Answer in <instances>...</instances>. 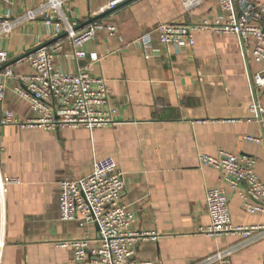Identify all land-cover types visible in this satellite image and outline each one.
<instances>
[{"label": "crops", "instance_id": "obj_1", "mask_svg": "<svg viewBox=\"0 0 264 264\" xmlns=\"http://www.w3.org/2000/svg\"><path fill=\"white\" fill-rule=\"evenodd\" d=\"M44 1L0 2V14L10 22L1 45L15 74L31 72L26 55L32 50L64 38L43 17L27 18ZM109 1L64 0L77 30L105 13L99 19L117 31L109 35L103 29L83 42L85 56L77 60L66 44L55 61L65 72L88 66L90 74L105 77L113 122L94 129L2 127L0 175L20 182L8 186L0 208V264H71L73 248L60 247L58 241L89 236L95 243V223L80 227L60 219V181L85 177L95 160L107 156L123 172V200L136 212L132 229L155 234L136 243V261L197 264L230 251L227 264H264L260 229L250 241L238 232L203 233L210 223L209 188L228 194L233 226H264V212L246 210L220 172L199 160L222 149L255 158V173L264 182V113L257 116L248 107L255 101L264 107V89L253 88L251 81L264 62L244 50L237 34L197 32L192 46L159 41L160 24L225 16L218 0H131L104 10ZM253 1L264 2L235 3ZM143 34L149 35L148 47L134 41ZM93 54L97 60H91ZM0 79L5 84L2 106L21 122L32 118L28 102L15 94L19 81Z\"/></svg>", "mask_w": 264, "mask_h": 264}, {"label": "built area", "instance_id": "obj_2", "mask_svg": "<svg viewBox=\"0 0 264 264\" xmlns=\"http://www.w3.org/2000/svg\"><path fill=\"white\" fill-rule=\"evenodd\" d=\"M125 0H110L104 10L113 9ZM11 4L13 0H0ZM64 0H45L36 9L28 11L29 20L39 16L46 24H53L55 35L65 33L62 40L41 45L35 48L26 58L30 62L31 72L14 73L8 65L9 55L1 45L2 36L10 30L8 17L0 14V77L18 80L15 94L28 102L34 116L26 122L19 121L15 114L2 106L5 100V84L0 79V148H2V127L5 124L34 126L45 129L62 127H87L94 129L113 122V111L110 108L111 93L103 76L89 73L88 66L75 71H63L55 58L66 44L72 48L74 60L83 58L85 52L80 50L83 42L92 39L100 30H107L114 35L117 27L113 24L96 20L88 23L81 30L76 29L63 9ZM218 5L227 14L212 20H195L186 23L168 22L157 28L159 41L175 46H192L197 32L237 34L242 40L245 51L258 61L264 62V2H244L240 6L235 0H218ZM146 47L150 45L149 35L143 34L134 40ZM97 57L91 55V60ZM253 88L264 89V68L252 76ZM249 111L261 115L264 113L257 101L251 103ZM258 141V138H248ZM199 160L203 165L217 169L222 180L242 199L243 206L250 213L264 212V182L255 173L256 160L252 157H237L222 149L215 155L201 154ZM19 178L0 175V208L8 186L17 184ZM125 179L118 169L117 162L110 156L95 160L93 170L85 177L60 181L59 214L62 221H75L82 227L88 222L95 223L98 233L95 243L88 237L71 238L58 241L60 247L73 248L71 264H150L149 261H136L135 245L143 238L154 237V233L140 232L132 229L136 212L123 200ZM206 208L210 223L203 233L206 235L224 236L230 233H241L244 241L253 238V232H264V226H233L230 221L229 196L222 188H209L206 191ZM224 254L209 256L197 263L204 264L217 260L227 264Z\"/></svg>", "mask_w": 264, "mask_h": 264}, {"label": "water", "instance_id": "obj_3", "mask_svg": "<svg viewBox=\"0 0 264 264\" xmlns=\"http://www.w3.org/2000/svg\"><path fill=\"white\" fill-rule=\"evenodd\" d=\"M128 1H131V0H125V1H123V2H120V3H118V4L116 5V7H118V6H120V5L124 4V3H127ZM116 7L113 8V9H109L108 11L114 10V9H116ZM104 14H105V13H100L99 15H97V16H95V17L89 19V20H87L83 25H86V24H88V23H90V22H93V21L98 20V19H99L101 16H103ZM62 36L64 37V36H66V34H63ZM34 50H35V49H34ZM34 50H32V51H34ZM30 53H32V52H30ZM30 53H29V54H30ZM26 56H27V55H26Z\"/></svg>", "mask_w": 264, "mask_h": 264}]
</instances>
